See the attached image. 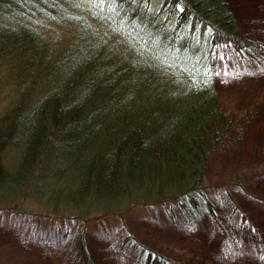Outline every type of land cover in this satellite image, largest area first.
I'll return each mask as SVG.
<instances>
[{
    "label": "trees",
    "instance_id": "1",
    "mask_svg": "<svg viewBox=\"0 0 264 264\" xmlns=\"http://www.w3.org/2000/svg\"><path fill=\"white\" fill-rule=\"evenodd\" d=\"M0 12V47L30 56L19 96L0 108V204L39 193L66 216L168 200L194 222L215 214L204 192L211 159L249 113L223 105L214 51L255 59L264 49L227 0H0ZM51 20L75 28L69 42L48 40ZM24 71L36 76L28 83ZM124 238L146 264H214ZM77 246L97 264L84 238Z\"/></svg>",
    "mask_w": 264,
    "mask_h": 264
},
{
    "label": "rangeland",
    "instance_id": "2",
    "mask_svg": "<svg viewBox=\"0 0 264 264\" xmlns=\"http://www.w3.org/2000/svg\"><path fill=\"white\" fill-rule=\"evenodd\" d=\"M227 1L242 32L264 45V0ZM2 16L7 17L0 12ZM50 22L45 28L41 22L50 42L72 39L75 28ZM10 47H0V108L19 96L23 86L17 78L25 56L30 57L20 51L10 56L5 52ZM214 52V85L223 105L239 117L249 113L211 159L204 192L215 214L205 213L194 222L183 216L177 201L168 200L134 206L123 216H66L52 211L47 197L36 193L35 200L0 204V264H86L77 246L80 238L99 252L97 264H146L140 248L125 244L129 234L174 257L193 254L214 264H264V49L255 59L231 45H219ZM26 73L21 77L29 83L36 75ZM53 75L45 74V81ZM38 88L42 91L44 85ZM178 209L181 215L174 217Z\"/></svg>",
    "mask_w": 264,
    "mask_h": 264
}]
</instances>
